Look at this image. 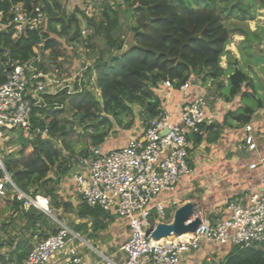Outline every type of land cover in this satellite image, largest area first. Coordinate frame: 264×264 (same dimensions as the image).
Listing matches in <instances>:
<instances>
[{
    "label": "trees",
    "instance_id": "16d2710c",
    "mask_svg": "<svg viewBox=\"0 0 264 264\" xmlns=\"http://www.w3.org/2000/svg\"><path fill=\"white\" fill-rule=\"evenodd\" d=\"M23 1L27 6L38 3L37 0ZM244 1L123 0L118 8H123V12L133 20L129 28L132 43L123 51L118 50L120 39L113 33L119 25L118 11L105 6L104 21L97 24L93 18H86L94 36H100L103 40V46L89 58L92 63L84 73V77L87 76L86 83H75L72 93L64 89L56 95H45L46 106L33 109L34 115H38V118L33 117L34 123L41 128H47L51 136L59 138V135L67 136V132L56 118L57 113H75L74 116L79 120L78 127L83 123L91 125L93 132L88 135L91 137L92 146L99 147L107 136L106 132L100 130L101 127L121 125L122 117L131 113L133 106L144 108L147 112L144 125L158 115L162 107L158 88L165 81L171 82L175 89L191 79H198L202 84L216 82L223 90L221 96L224 101L231 102L238 96L247 98L248 95L243 89L249 85L251 87L252 84L248 75L239 69L238 62H229L226 68L221 65L222 57L229 55L226 48L231 37L230 27L225 24V20L240 12V20L247 21L253 19V11L257 10L251 11L252 6L257 8L260 3L261 8L264 7V0H247L249 7L243 10ZM42 2L44 11L49 14L47 1ZM13 3L15 0L0 1V11L4 13L5 24L8 22L7 18L11 17L9 8ZM56 7L59 9L57 5ZM52 16L47 19L44 28L38 31L26 30L15 39L12 38V27H8L7 32L0 33V84L5 81V74L16 63L29 62L36 57L35 51L38 49L41 53L52 50L51 55L57 56L53 49L59 41L51 38L52 34L59 40L65 39L66 42H75L80 38V23L75 14L70 15L68 19ZM57 25H61V28H56ZM72 28L74 30L69 37ZM35 66L44 72L47 71L39 62H36ZM93 73L96 74V83L93 88H89ZM222 79L226 81L225 86ZM256 103V107L246 106L236 114L226 113L222 125H201L200 133L191 137V145L197 147L202 141L215 143L220 137L221 129L224 126L231 127V122L248 124L253 112L262 108L261 100ZM49 118L52 119L48 122ZM131 125L132 122H129L122 128L129 130ZM84 129L88 131L87 127ZM66 148L70 149L68 146ZM84 153L85 151H82L80 154ZM18 154L17 158L8 156L4 161L5 169L14 184L25 193L33 191L49 197L52 211H71V204L58 194V187L72 170L73 156L70 153L68 157L64 156L49 140L21 142ZM50 173L52 176H49ZM1 175L0 173V177ZM13 204L16 209H21L19 203ZM21 210L29 221L37 219L36 211ZM76 215L80 220L90 219L94 231L104 228V221H112L110 215L100 209H91L83 203ZM41 217L46 223L47 217L38 214V218ZM57 219L61 221V216ZM85 224L84 222L75 229L80 230ZM27 248L28 250L21 248L20 245L15 247L17 261H22L32 249L31 246ZM228 248V253L219 264H264V246ZM8 259L13 260L11 255ZM6 262L7 258H2L1 263ZM205 264L215 263L211 261Z\"/></svg>",
    "mask_w": 264,
    "mask_h": 264
},
{
    "label": "built area",
    "instance_id": "2783aa9c",
    "mask_svg": "<svg viewBox=\"0 0 264 264\" xmlns=\"http://www.w3.org/2000/svg\"><path fill=\"white\" fill-rule=\"evenodd\" d=\"M9 16L5 24L4 13L0 11V33L12 27L13 39L26 30L44 28L47 21L43 5L27 6L23 0L11 4ZM92 33L89 27L80 31L84 37ZM36 62H39L38 55L27 63H16L0 84V199L17 202L25 211L34 210L50 216V198L33 191H21L6 171L4 157L14 152L18 154L21 142L37 140H49L56 149L67 153L60 138L52 137L47 128L34 123L33 117L38 118V115H34L33 109L46 106L45 95H56L64 89L72 93L75 83H86L84 76L80 80L79 73L87 70L90 64L85 62L86 66L71 76L58 78L37 68ZM90 82L93 83L92 76ZM192 90V79L178 89L165 81L158 88L159 95L171 91L184 94L176 120L161 107L159 114L148 120L139 134L129 137L123 146L105 151L90 145L74 160L67 178L81 203L114 215L128 230L127 239L119 247L121 260L106 259V264H182L183 256L207 244L242 248L264 246V172L258 188L243 201L224 200L220 219L210 220L203 210L194 206L189 222L195 218L201 220L195 232L160 240L151 237L158 224L171 222L178 207L173 197L157 199L174 194L180 179L190 174L191 137L200 133V126L208 121L206 110L213 97L200 90L191 94ZM244 131L245 148L255 152L252 127L245 125ZM258 161L264 164V158ZM249 169H256V164H250ZM78 240L69 228L60 226L54 235L37 242L22 261L8 264H49L54 258H59L61 264H86L77 248Z\"/></svg>",
    "mask_w": 264,
    "mask_h": 264
},
{
    "label": "crops",
    "instance_id": "0c3cea01",
    "mask_svg": "<svg viewBox=\"0 0 264 264\" xmlns=\"http://www.w3.org/2000/svg\"><path fill=\"white\" fill-rule=\"evenodd\" d=\"M122 1L123 0H109L110 4L113 3L114 5H119ZM107 5L108 4L105 0V2H102L101 7L104 8ZM238 36L242 37L241 35ZM242 41L243 40L239 39L238 43ZM229 51L227 58L231 59L229 62L235 61L234 59L239 60L236 50H231L229 48ZM192 80L193 90L190 92L191 94H193V92L196 93L199 90L205 91L210 94L214 100L210 102L211 104L209 103L210 105L208 104V108L206 110L208 121L205 126H209L210 124L222 125L223 117L226 113L234 112L236 114L238 110L244 109L248 106L243 102L244 97L241 98L238 96L231 102H226L221 96L223 90H218L219 92L214 95V93L212 94L209 92L208 87L211 85L210 82L202 84V82L200 83V80L198 79ZM222 81L225 86L226 81L224 79H222ZM244 89L243 92L247 93V98H252V95L255 94L253 85L251 87H246L247 91ZM159 98L161 100L162 109L168 112L172 119L176 120L178 117L179 107L184 100V94L177 91H171L161 94ZM246 125H250L252 127L251 136L254 138V142L257 146V150L255 152H249L244 146L243 138L246 135L244 131L245 125L231 122V127L224 126L221 129L220 137L215 143L208 144L207 142L202 141L200 143V147L210 148L212 151L211 153H214L215 155H219L220 153L214 152V149H229L230 153L233 155L228 158L218 157L202 160V164H196L193 169L190 168V174L180 179L174 194L167 196L162 195L157 199V201L173 197V199L178 201V207L186 202H192L195 207L203 210V212L209 216L210 220H215L220 219L223 215L224 200L234 199L243 201L248 194L255 191L258 188L259 179L264 172V164L258 161L260 158H264V104L262 105V108L256 109L253 112L249 123ZM135 127L129 130H117L118 137L106 138L101 147L104 150H109L123 146L129 137L139 134L142 129L140 128L139 131H137L135 130ZM253 163L256 164V169L250 170L249 165ZM193 185H195V188ZM58 189V194L72 206V210L68 211V215L73 217L74 222L73 224L66 223L64 219L65 214L62 215L63 217H61V221L57 218L55 220L57 223L61 224V226L69 228L79 237V240L76 241V245L78 246L77 248L80 255L84 258L86 264H106V259H110L115 262L120 261L122 255L119 252V247L128 236V230L125 223L115 217L114 221H104L105 228H102L100 231L103 232L108 228H112L114 235L113 240L107 241L110 242V244L101 241H98V243L105 251H108L109 255L105 256L102 251L96 249V252L104 261L96 256L89 257L88 254H84V251H82L84 248L83 243L88 247L91 246L85 239H83L80 231L86 230L93 233L99 231H93L90 219L85 218L84 220H80L77 217L76 214L79 209L80 199L74 191L71 180L68 178L64 179L63 182L60 183ZM186 195H188V197H186ZM0 211L4 212V216L7 217V221L5 222L6 226L3 228L2 232L3 236L0 237H5L4 239L8 237L9 239L7 244L5 242L1 244L0 264H3L1 263L2 258H7L8 262H6V264L17 261L16 254L14 253L17 245H20L21 248L28 250L27 246H31V248H33L37 242L54 235L59 229V227H56L55 222L52 221V218L49 215L41 212L36 213V220L29 221L27 217L24 216L21 209L15 208L11 200L0 199ZM54 211L57 212L58 210L54 209ZM38 214H43L47 217V224L43 226V217L38 218ZM84 222L86 224L80 227V230L75 229L76 226ZM111 244L115 246H111L112 249L110 248V250H107ZM228 251V247L217 244H207L200 250L183 256L182 264H205L206 262L208 263L211 261L215 264H219L225 258ZM10 255L13 260L8 259ZM49 264H61V261L59 258H54Z\"/></svg>",
    "mask_w": 264,
    "mask_h": 264
},
{
    "label": "rangeland",
    "instance_id": "374dc122",
    "mask_svg": "<svg viewBox=\"0 0 264 264\" xmlns=\"http://www.w3.org/2000/svg\"><path fill=\"white\" fill-rule=\"evenodd\" d=\"M37 1L40 5H42L43 3L42 0H37ZM46 1L50 8L49 14L47 12L48 14L47 19L50 18L52 15H53L52 18L55 17V18L68 19L70 15L75 14L79 19L80 31L83 28L89 27L86 18L87 19L93 18L97 24H99L100 21H104L103 19L104 8L101 7V4L102 2H105V0H46ZM106 3L108 4L107 7L111 8L112 10L118 11L119 25L117 29H115V32L113 33L118 39H120L118 40L119 41L118 50L123 51L132 43V33L129 28L131 24H133V20L130 19L126 15V13L123 12V8L122 9L118 8L119 6L118 4L116 5H114L113 3L110 4L109 0L108 1L106 0ZM243 4H244L243 10H246L249 7V3L247 2V0H245ZM56 5L59 7V9L56 7ZM261 5L259 3L257 4V8H255V6L251 7L252 8L250 9L251 11L253 9H257L253 11V15H254L253 19H248L247 21L240 20L242 15L239 12L235 16L232 15L227 20H225V24L228 27H230L231 30V37L228 44V48H226V50L229 51L230 48L231 50L237 51L239 60L238 59H234V60L239 62V69H241L248 75L249 82H251V84L254 86L255 94L252 95V98L249 97L243 99V102L251 107H256L257 100H261L262 103L264 104V7L261 8ZM109 15L111 16L110 13ZM56 28L58 29L61 28V25H57ZM73 30L74 28H72L71 31L69 32V37L73 33ZM248 32H250V34H248ZM240 34H245V35L239 37L238 35ZM51 38L57 39L59 41V44L55 46L53 49L57 52L58 55L57 56L51 55L52 50H47L41 53V51L38 49L36 50V53L39 57V63L43 64L46 67L47 71H45V73H48L50 75L52 74L54 76H57L58 78H63V77L66 78L71 76L74 71L75 72L79 71L80 66L81 67L86 66L85 62H89V64H91L92 62L89 58L94 54V52H97L98 49L103 46V40L101 39V37L97 35L94 36V33L85 37L81 35L80 38L75 42H69V41L66 42L65 39L59 40L53 34L51 35ZM239 39L244 41L238 43ZM227 58L228 56L222 57L221 65L223 68H226L227 64L229 63V59ZM85 71L86 70H83L81 73H79L80 80L84 76ZM84 80H87V76L84 77ZM92 82H93L92 84H88L89 88H93V86H95L96 83L95 73H93L92 75ZM210 84L211 85L208 87L209 92H211L212 94L214 93V95L215 93L217 94L219 92L218 90H220L218 84L216 82H212V83L210 82ZM96 90L98 92L97 88ZM244 90L247 91L246 88ZM74 115L75 113H71L67 111H60L56 115V118L59 120L60 125L62 127H65V131L67 132V136L59 135V138L61 139L63 146L66 147L68 146L70 148L67 149L66 147H64V150H66L67 153L63 155L68 157L70 153V155L73 156L72 159L73 162L76 157L81 156L80 153L82 151H85L88 146L92 145L91 137L88 134H92L93 132L90 124L83 123L81 127H78L79 120ZM147 115L148 114L144 108L133 106L131 113H127L122 117L121 125L114 126L111 128L110 127L108 128V125H103L100 130L103 131L104 133L106 132L107 134L106 138L108 137L117 138L118 137L117 130L124 129L122 128L123 126H125L129 122H132L131 128L136 126L135 130L139 131V129L144 126ZM51 119L52 118L47 119L48 122ZM114 124L115 123H113V125ZM84 127H87L88 131H85ZM109 150H113V148ZM214 150H215L214 152L220 154L215 155L214 153H211L212 151L210 148L200 147V144L197 147H193L191 145L189 151L190 158L188 161V163L190 164V168L193 169L196 164L200 165L202 164V160H206L208 158H218V157L228 158L233 155L232 153H230L229 149H221V150L214 149ZM11 156L15 159L19 157V154L14 152ZM49 176H52V173H50ZM52 185L53 184H51V186ZM193 186L195 188V185ZM186 197H188V195H186ZM80 206H81V201L79 208ZM172 210L173 208L170 209V212H172ZM63 214H65L64 219L66 223L73 224L74 222L73 217L71 215L70 216L68 215L69 212L64 213L61 211V209L58 210L57 212L52 211L50 217L52 218V221L55 222L57 228L60 227L61 224L57 223L55 219L58 216L63 217L62 216ZM204 214L207 217H209L206 213ZM4 215L5 213L0 211V236H3L2 233L3 228H5L6 226L5 222L7 221L6 219L7 217H5ZM111 217L113 221L115 220V218H117V217L114 218V215H111ZM43 223L44 226L47 222L46 223L43 222ZM101 229L102 228L97 230L99 232L96 233L89 232L86 230L85 231L81 230L80 234L82 235L83 239H85L86 242L89 243V245L91 246L88 247L86 244L83 243L84 248L82 251H84V254H88L89 257L96 256L102 261H104L101 258V256H99V254L96 252V249L102 251L103 255L105 256H108L109 253L108 251H105L103 249V247L98 243V241L101 242L112 241L114 235L112 228L111 229L108 228L106 231L103 232L100 231ZM4 238L5 237H0V249L2 247L1 244H3L4 242L7 244V241H9L8 237H6V239ZM108 243L110 244V242H107V244ZM111 246H115V245L111 244L110 247H108L109 249L107 250H110Z\"/></svg>",
    "mask_w": 264,
    "mask_h": 264
},
{
    "label": "water",
    "instance_id": "95a60500",
    "mask_svg": "<svg viewBox=\"0 0 264 264\" xmlns=\"http://www.w3.org/2000/svg\"><path fill=\"white\" fill-rule=\"evenodd\" d=\"M194 212L192 202H186L175 209L170 223H160L151 232V237L154 240H160L171 235L181 236L188 233H193L199 227L201 220L195 218L189 222L190 216Z\"/></svg>",
    "mask_w": 264,
    "mask_h": 264
}]
</instances>
